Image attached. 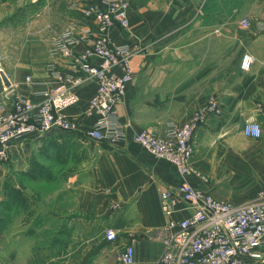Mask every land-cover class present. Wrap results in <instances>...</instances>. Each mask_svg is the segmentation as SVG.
I'll return each mask as SVG.
<instances>
[{
	"label": "crops",
	"instance_id": "1",
	"mask_svg": "<svg viewBox=\"0 0 264 264\" xmlns=\"http://www.w3.org/2000/svg\"><path fill=\"white\" fill-rule=\"evenodd\" d=\"M129 2L130 27L110 29L115 43L141 48L132 59L135 77L116 106L127 140L86 137L95 117L85 110L97 88L87 80L78 88L80 101L65 110L76 130L33 134L13 144L9 160H0V264H111L110 251L117 255L125 244H133L135 264H157L168 220L159 186L175 189L182 177L133 135L143 129L165 135L212 98L221 112L196 129L191 158L208 182L199 176L191 181L234 203L255 201L264 191V0ZM243 18L251 20L247 29L240 25ZM69 21L67 27L89 23L77 17ZM84 46L81 42L76 49ZM245 54L255 59L248 71L240 67ZM50 62L67 67L48 50L34 76L7 73L15 92L39 99L33 94L39 87L25 78L48 81ZM247 120L261 124L260 137L245 135ZM33 154L48 169L42 179L28 181L41 183L34 197L15 175L29 180L23 172ZM6 183L22 187L21 205L9 202ZM109 227L120 234L112 249L105 237Z\"/></svg>",
	"mask_w": 264,
	"mask_h": 264
},
{
	"label": "built area",
	"instance_id": "2",
	"mask_svg": "<svg viewBox=\"0 0 264 264\" xmlns=\"http://www.w3.org/2000/svg\"><path fill=\"white\" fill-rule=\"evenodd\" d=\"M80 10L89 23L81 28L77 24L67 27L55 36L50 47V55L64 58L67 67L48 63V81L26 76L28 84L39 87L33 92L39 99L17 94L11 82L2 84L0 160H9L10 147L29 135L42 136L56 129L76 130L77 124L65 110L80 101L78 88L87 80L95 81L97 88L85 110V114L95 117L86 137L113 143L127 140L125 124L116 106L135 77L132 59L141 48L115 43L110 29L115 25L129 28L128 0H87ZM240 25L247 29L251 20L243 18ZM81 42L85 46L78 51L76 46ZM95 58L99 59L98 63L94 62ZM254 61L251 54H245L240 67L248 71ZM220 112L218 100L212 98L186 122L171 126L165 135L149 129L133 135V140L155 157L172 163L182 177L175 189L159 186L161 208L168 220L165 247L157 264H254L264 260V191L255 201L234 203L216 198L191 181L199 176L208 182V177L191 161L195 152L194 135L209 116ZM244 133L260 137L261 124L247 120ZM182 213L185 215L178 216ZM105 237L114 243L120 234L109 227ZM117 257L122 264H135L133 244L120 248Z\"/></svg>",
	"mask_w": 264,
	"mask_h": 264
},
{
	"label": "rangeland",
	"instance_id": "3",
	"mask_svg": "<svg viewBox=\"0 0 264 264\" xmlns=\"http://www.w3.org/2000/svg\"><path fill=\"white\" fill-rule=\"evenodd\" d=\"M86 1L8 0L1 3L0 60L6 73L13 75L15 71L23 70L24 76L26 72L34 76L43 65L55 36L68 26L69 20L72 17L87 19L80 10V6ZM128 3L130 10L129 0ZM1 80L0 76V90L2 89ZM49 161L52 162L53 160ZM15 175L28 184V188L31 190L28 192L33 197L39 195L37 190H39L41 183L33 182L31 185L28 181H33L32 179L27 180L26 177L22 178L20 174L16 173ZM13 203L15 204V202ZM18 205H21V202H18ZM107 242L111 249L114 248L113 243ZM109 261L111 264H122L118 260L116 251H110ZM262 261L257 264H262Z\"/></svg>",
	"mask_w": 264,
	"mask_h": 264
},
{
	"label": "trees",
	"instance_id": "4",
	"mask_svg": "<svg viewBox=\"0 0 264 264\" xmlns=\"http://www.w3.org/2000/svg\"><path fill=\"white\" fill-rule=\"evenodd\" d=\"M8 0H0V4ZM30 168L23 172L24 175L28 176L29 179H39L47 175V166H45L36 155H32L29 158ZM5 188L8 190L9 196L11 197L9 202H22L25 199L22 187H15L10 183L5 184Z\"/></svg>",
	"mask_w": 264,
	"mask_h": 264
},
{
	"label": "water",
	"instance_id": "5",
	"mask_svg": "<svg viewBox=\"0 0 264 264\" xmlns=\"http://www.w3.org/2000/svg\"><path fill=\"white\" fill-rule=\"evenodd\" d=\"M0 75H1V77H2V79H3L5 84H9L10 83V80H9V77H8L7 73L4 70H2V68H1V63H0Z\"/></svg>",
	"mask_w": 264,
	"mask_h": 264
},
{
	"label": "bare ground",
	"instance_id": "6",
	"mask_svg": "<svg viewBox=\"0 0 264 264\" xmlns=\"http://www.w3.org/2000/svg\"><path fill=\"white\" fill-rule=\"evenodd\" d=\"M0 63H1V68L2 70H4V67H3V64H2V61L0 60Z\"/></svg>",
	"mask_w": 264,
	"mask_h": 264
}]
</instances>
